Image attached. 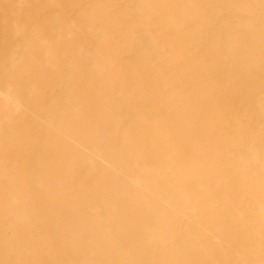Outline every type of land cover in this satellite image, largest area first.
Listing matches in <instances>:
<instances>
[{"label":"bare ground","instance_id":"1","mask_svg":"<svg viewBox=\"0 0 264 264\" xmlns=\"http://www.w3.org/2000/svg\"><path fill=\"white\" fill-rule=\"evenodd\" d=\"M0 172L47 203L4 227H120L131 179L168 203L176 264L196 230L203 264H264V0H0Z\"/></svg>","mask_w":264,"mask_h":264},{"label":"rangeland","instance_id":"2","mask_svg":"<svg viewBox=\"0 0 264 264\" xmlns=\"http://www.w3.org/2000/svg\"><path fill=\"white\" fill-rule=\"evenodd\" d=\"M14 158V153H11L6 159L14 162ZM49 167L45 170L46 184L50 180L52 183L55 181V170ZM10 178L12 182L8 191L7 180ZM21 187L20 173H8L0 178V214L20 212V205L16 202L11 207L10 202L13 199L22 200L27 195L34 201L36 211L46 213L47 203L42 200L41 194L30 188L26 190H31L30 193L24 192ZM114 187L121 196L122 205L115 210L120 227L112 223L108 228H90L84 214L74 210L64 216L66 231L56 228L17 230L0 223V264H30L24 258L25 247L30 246H34L33 254H42L44 257L39 264H176L172 248L175 221L173 218L163 221L160 217L151 215L157 209L165 208L168 203L159 202L158 198L148 199L131 179L127 182L119 180ZM51 189L55 197H58V205H64L66 202L55 185ZM202 233L205 230L187 232L184 236L185 250L179 259L181 264L205 262L209 254L206 236ZM20 236L23 238H18ZM46 236L52 238L51 242L47 243L49 239L44 238ZM162 244H165L164 249ZM61 254L66 259L54 258Z\"/></svg>","mask_w":264,"mask_h":264}]
</instances>
